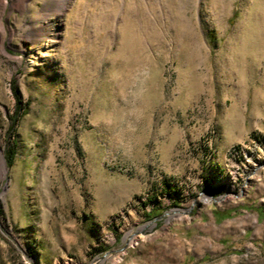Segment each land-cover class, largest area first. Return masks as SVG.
Wrapping results in <instances>:
<instances>
[{
  "label": "rangeland",
  "instance_id": "obj_1",
  "mask_svg": "<svg viewBox=\"0 0 264 264\" xmlns=\"http://www.w3.org/2000/svg\"><path fill=\"white\" fill-rule=\"evenodd\" d=\"M0 264H264V0H0Z\"/></svg>",
  "mask_w": 264,
  "mask_h": 264
},
{
  "label": "trees",
  "instance_id": "obj_2",
  "mask_svg": "<svg viewBox=\"0 0 264 264\" xmlns=\"http://www.w3.org/2000/svg\"><path fill=\"white\" fill-rule=\"evenodd\" d=\"M14 91H15L16 96H17V90H16L15 85H14ZM14 155H15V152L13 150H8V152L6 153L8 163L11 164L13 162ZM151 211L152 212L147 213V217H149V218L156 217L157 215L161 214V211L158 208H154Z\"/></svg>",
  "mask_w": 264,
  "mask_h": 264
},
{
  "label": "bare ground",
  "instance_id": "obj_3",
  "mask_svg": "<svg viewBox=\"0 0 264 264\" xmlns=\"http://www.w3.org/2000/svg\"><path fill=\"white\" fill-rule=\"evenodd\" d=\"M61 1L64 2V1H66V0H61ZM1 164H2V170H3L4 172H6V165H5V162H4V160H3L2 155H1ZM174 216H175L174 214H170V217H174ZM133 239H134V238H130L129 243H132Z\"/></svg>",
  "mask_w": 264,
  "mask_h": 264
}]
</instances>
